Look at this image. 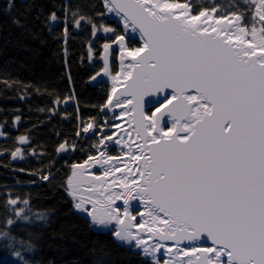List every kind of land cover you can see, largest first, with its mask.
I'll return each mask as SVG.
<instances>
[{"label": "snow or ice", "instance_id": "obj_1", "mask_svg": "<svg viewBox=\"0 0 264 264\" xmlns=\"http://www.w3.org/2000/svg\"><path fill=\"white\" fill-rule=\"evenodd\" d=\"M12 7L14 0H8V10ZM105 7L122 14L124 27L138 29L142 40L139 46L128 47L125 37L117 35L121 71L110 75L107 60L103 69L113 81L105 107L115 101L117 108L126 109L117 119L131 116L132 131L128 140L114 141L127 149L122 156L102 151L100 160L90 156L85 164H109L124 157L128 162L94 177L101 183L87 191L99 193L103 200L80 197L75 209L86 212L93 227L115 222L119 227L113 237L135 241L138 248L146 242L132 233L133 226L174 241V247L206 238L212 246L189 243L176 248L184 257L202 253V259L196 256L198 264H264V0H252L243 5L249 11L228 15H220L217 7L192 15L190 5L169 0H105ZM50 20H57L55 13ZM12 22L20 25L19 19ZM109 47L104 45L106 52ZM125 58L131 61L127 65ZM151 96L161 99L147 115L145 97ZM165 116L171 126L161 127ZM92 128L89 123L83 131ZM133 132L139 143L132 139ZM115 135L102 136L99 144L107 147L105 141H113ZM64 148L61 144L57 151ZM117 172L125 175L110 183L121 193L111 192L107 184ZM121 198L126 206L136 199L147 205L150 222L133 225L136 217L127 207L123 215L112 207ZM86 202L92 210L84 208ZM39 215L47 219L45 213ZM160 247H143V252Z\"/></svg>", "mask_w": 264, "mask_h": 264}, {"label": "trees", "instance_id": "obj_2", "mask_svg": "<svg viewBox=\"0 0 264 264\" xmlns=\"http://www.w3.org/2000/svg\"><path fill=\"white\" fill-rule=\"evenodd\" d=\"M171 1L190 5L192 15L212 7H217L220 15L247 11L243 7L246 0ZM67 3V31L56 37L65 43L66 72L54 94L36 89L27 74L0 62V264H153L138 251L117 243L113 231L92 229L65 191L70 172L56 150L62 143H75L79 124L101 126L110 89L104 82L93 84L92 77L102 66L95 57L91 65L90 59L94 49L100 56L99 45L104 41L100 34L105 37L110 33L104 28L122 35L102 0ZM4 11L0 2V13ZM139 45L134 38L127 46ZM67 101L72 104L64 106ZM20 137L25 141L20 142ZM92 140L77 139L79 148L70 165H81L94 155ZM16 149L22 150L24 159L13 163L11 155ZM11 200L17 201L15 207ZM16 210L23 211L28 221L18 219ZM40 213L47 219L42 220Z\"/></svg>", "mask_w": 264, "mask_h": 264}, {"label": "rangeland", "instance_id": "obj_3", "mask_svg": "<svg viewBox=\"0 0 264 264\" xmlns=\"http://www.w3.org/2000/svg\"><path fill=\"white\" fill-rule=\"evenodd\" d=\"M0 2L2 3V7H4L5 9V13H0L2 14L0 15V62L6 64L8 67L13 68L14 70L21 71L27 74L31 82L30 84L36 89L48 94H53L56 89H58L61 78L66 72L64 54L65 43L64 41H57L56 37L57 35L65 34L67 31L66 18L68 0H14V7H12L11 10H8V0H0ZM169 2L176 1L169 0ZM251 2L252 0H246L247 4H250ZM106 11L108 13L107 8ZM247 11L249 10L247 9ZM52 13L56 14V21L50 20V16ZM109 16L111 15L109 14ZM14 19H19L20 25L14 24L12 22ZM111 19L115 22V24L118 25L119 22L115 21L112 16ZM244 23H247V20H245ZM257 26L259 27V25ZM120 30L121 34L125 37L124 44L127 46L128 41L130 39L134 40L135 36H132L130 32H127L122 28H120ZM117 35H119V33L114 31L110 32L109 35H105V37L100 34V38L104 41L101 45H99L101 47V50L99 52L100 55L104 49L105 42L110 46L109 49L111 51V58L112 61L114 60L116 64V73L121 71V65L117 62L119 51H121L120 44L116 41ZM63 38H65V36H63ZM93 53L94 54L92 55V57H95L99 62L100 56H97V52L95 49ZM112 69L113 62L111 71L109 73L110 75L114 76L116 73H112ZM102 82L109 86V89H111L113 86V81L110 79L109 75H107ZM102 113L103 118L100 121L101 126H97V124L92 123L93 128L85 133L83 129L87 126V124H81V127L78 130L79 135L77 139H80L81 136L93 138V143H91V145L94 146V155H92V157H95L96 160L101 159L100 152L102 151L105 152L106 155L113 156V154L115 153L116 156H122L123 152L127 151L125 149H122L120 145H116L114 143V141L118 139L116 138V135L113 136V141H105V145H107V147L99 144V140L102 136L112 135L113 133L116 134L117 128L114 127V125L119 124L117 117L122 113L109 112L106 107H104ZM77 139L75 140V143L67 145L70 148V151L65 157H61V159L64 160L63 165L65 167L68 166L70 172L69 177L66 181L65 191L69 195L73 206L76 202H79L80 197H90L92 199L103 200L99 193L87 191V189L92 185L99 186V184L101 183V181L95 180L94 177H103L104 171H106L108 168H122L123 164L127 162L126 158L124 157V159L119 161L113 160L109 164H103L102 162L96 163L94 161H89L87 164H85V161H88L89 159L88 157L81 164L84 165L83 168L74 169L73 165L77 164L70 165L69 161L72 157H74L77 149L79 148ZM12 157L13 155H11V159ZM16 157L18 161H22L24 159L22 157V150L19 149ZM116 174L117 173H115L114 177H108L107 184H111L110 182L113 179L120 178ZM111 192L113 191L111 190ZM72 193H74V195ZM106 194L109 193H105V195ZM15 206L16 204H12V207ZM112 207L118 208L121 215H123L124 207H115L113 205ZM84 208L87 210H92V204L86 202L84 204ZM75 211L78 214L86 217L91 224V218L87 216L86 212L77 209H75ZM129 212L131 213V215L136 217V220L132 221L133 225L148 221L144 216L140 215V213L142 212L145 213L143 210L138 209L135 212L130 210ZM16 216L18 219L28 221V217L24 216L23 211L16 210ZM117 228L118 226L115 224H109L106 228L102 226L93 227L94 230L100 232H114ZM130 230L133 234L137 235L145 241L144 233L141 234V231H139L137 227L133 226ZM115 240L117 241V243L123 246L138 251L143 255V257L150 260L153 264H164L165 261H169L170 264H177V260L179 259L185 262L190 259L192 261V264H198L196 256H201V259L203 258V254L199 252L191 257H184L179 254L173 248V246L170 245L162 246L158 251L155 252L145 253L143 252V247H146V244L138 248L135 246V241L120 242L117 239ZM155 245L157 244H154L153 246H150L148 248H153ZM193 246L207 247V245L205 246L200 244H194ZM169 248H172V252L168 251ZM221 259L226 260L223 256L221 257Z\"/></svg>", "mask_w": 264, "mask_h": 264}, {"label": "water", "instance_id": "obj_4", "mask_svg": "<svg viewBox=\"0 0 264 264\" xmlns=\"http://www.w3.org/2000/svg\"><path fill=\"white\" fill-rule=\"evenodd\" d=\"M103 3H105V0H102ZM108 10V9H107ZM108 14H110L113 19L115 21H118V26L120 28H122L123 30L127 31V32H130L132 36H135L136 40L139 42V44H142V40L140 39V33H139V30H135L133 31V29L131 27H128L127 29L124 27V23H123V16L122 14H117L115 11H108ZM110 16V17H111ZM97 37V34H95L93 36V41L96 39ZM105 60H107V67H108V72H110V66H111V62H112V59H111V51L110 49L107 50V52L104 50L103 51V54L101 56V59H100V63L105 67ZM117 62L118 64L121 65V51H119V54H118V58H117ZM131 61L128 59V58H125L123 63L125 65H127L128 63H130ZM107 75L104 74V72L102 71L93 81V83L95 85H98L99 83H101L104 78L106 77ZM119 87V86H118ZM119 91L122 92L123 91V88L120 87L119 88ZM111 92V90H110ZM109 92V93H110ZM117 95H119V92L117 93ZM123 99H126L125 97H121V100ZM161 99V97L159 96H151V97H145V106H144V111L146 114H149L151 115V112L154 110V107L155 106H158L157 105V101ZM107 102V101H106ZM107 110L109 112H119V113H123L124 111H126V109H123V108H117L115 106V101L113 102L112 105H109L106 107ZM121 116V114L119 115ZM132 117L131 116H122L120 119H117L119 121V125L120 127L117 128V132H116V138H120V137H123L124 140H128V136H127V133L129 131H132L131 128H129V123L131 121ZM171 123L172 121L170 120V118H168L167 116L163 117L162 120H161V127H165V126H171ZM132 139L136 142V143H139L140 141L136 138L135 136V133L133 132V136H132ZM64 144V143H63ZM65 145V148L61 151H57L56 150V155L58 158H61V157H65L69 151H70V148L66 145ZM120 147L122 148V145H120ZM59 148V147H58ZM57 148V149H58ZM127 151L126 148H123ZM133 151H135V144H133ZM126 158V161H127V157ZM17 161V157H12V162L15 163ZM128 162V161H127ZM130 167H132L133 169H135V165L131 164L130 163ZM118 177H122L123 175H125L124 172H117L116 174ZM116 179H119V178H116ZM108 186L111 188V190L113 191V193H121L123 190L116 186V187H111V184H108ZM110 194V193H109ZM108 195V194H106ZM103 198V197H102ZM113 206L115 207H127L128 210H132V211H137L138 209L139 210H143L145 212V215H143L149 222V217L147 216L146 214V208L148 207L147 205L143 204L140 202L139 199H136V200H130L129 201V204L126 206L124 204V200L123 198L119 199V200H116L115 203L113 204ZM161 216L163 214H160ZM111 224H115V222H112ZM116 225V224H115ZM119 227V225H117ZM157 227H160V225H157ZM91 228L93 229V227L91 226ZM97 231V230H96ZM139 231H141V234L144 233V237H145V244H146V247H150V246H153L154 244H159V245H162V246H166V245H170V246H173V248L176 250L177 247L179 248H183L185 247V244H200V245H207V246H212L211 245V241L207 240L206 238H202V240L200 241H195V242H188V241H185L183 243H181L180 245L178 246H175L174 247V241H171V240H162L160 239L159 235H155L153 236L152 234L146 232V230L144 229H139ZM225 259H227V257H224ZM180 260V259H179ZM177 260V261H179Z\"/></svg>", "mask_w": 264, "mask_h": 264}, {"label": "bare ground", "instance_id": "obj_5", "mask_svg": "<svg viewBox=\"0 0 264 264\" xmlns=\"http://www.w3.org/2000/svg\"><path fill=\"white\" fill-rule=\"evenodd\" d=\"M100 65L103 67V69H104V66L100 63ZM111 66H112V62H111ZM111 66H110V71H111ZM80 127H81V125L79 124L78 125V130L80 129ZM139 219V218H138ZM204 245V244H203ZM206 246V245H205ZM180 261V260H179Z\"/></svg>", "mask_w": 264, "mask_h": 264}]
</instances>
